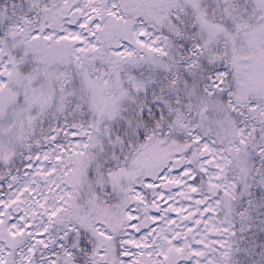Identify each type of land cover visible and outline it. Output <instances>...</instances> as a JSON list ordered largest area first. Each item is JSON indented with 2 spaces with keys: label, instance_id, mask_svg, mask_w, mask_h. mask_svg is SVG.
<instances>
[{
  "label": "snow or ice",
  "instance_id": "snow-or-ice-1",
  "mask_svg": "<svg viewBox=\"0 0 264 264\" xmlns=\"http://www.w3.org/2000/svg\"><path fill=\"white\" fill-rule=\"evenodd\" d=\"M0 264H264V0H0Z\"/></svg>",
  "mask_w": 264,
  "mask_h": 264
}]
</instances>
